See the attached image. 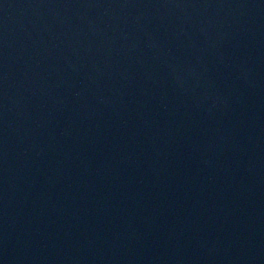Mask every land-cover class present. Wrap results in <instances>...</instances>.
Masks as SVG:
<instances>
[{"label":"water","instance_id":"95a60500","mask_svg":"<svg viewBox=\"0 0 264 264\" xmlns=\"http://www.w3.org/2000/svg\"><path fill=\"white\" fill-rule=\"evenodd\" d=\"M0 264H264V0H0Z\"/></svg>","mask_w":264,"mask_h":264}]
</instances>
